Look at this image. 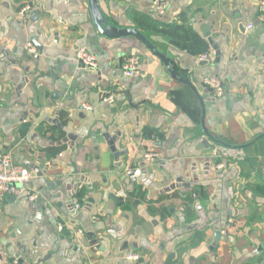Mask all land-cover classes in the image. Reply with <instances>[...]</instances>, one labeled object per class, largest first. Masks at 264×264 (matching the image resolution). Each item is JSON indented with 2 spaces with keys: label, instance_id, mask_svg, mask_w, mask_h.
<instances>
[{
  "label": "crops",
  "instance_id": "0c3cea01",
  "mask_svg": "<svg viewBox=\"0 0 264 264\" xmlns=\"http://www.w3.org/2000/svg\"><path fill=\"white\" fill-rule=\"evenodd\" d=\"M153 1L0 0V153L32 171L40 195L0 199V264H130L131 253L264 264L258 0H168L164 16ZM135 14L187 19L208 59L141 30ZM81 48L96 70L81 66ZM125 56L140 59L138 79L123 77ZM215 77L221 97L205 85Z\"/></svg>",
  "mask_w": 264,
  "mask_h": 264
},
{
  "label": "built area",
  "instance_id": "2783aa9c",
  "mask_svg": "<svg viewBox=\"0 0 264 264\" xmlns=\"http://www.w3.org/2000/svg\"><path fill=\"white\" fill-rule=\"evenodd\" d=\"M152 13L155 16H164L169 8L168 0H154L152 3ZM29 8L23 10L26 12ZM258 20L261 24H264V0H258ZM27 51L30 54H35L36 50L34 46L29 44L27 46ZM203 59H208V55H203ZM77 60L84 69L96 70L98 68L97 57L86 50L81 48L77 54ZM141 61L136 56H125L123 58V63L121 66V73L123 77L127 79H138L141 76ZM205 85L210 88L216 97H221L224 93L223 82L221 78H207L205 80ZM115 96L113 94L105 97L104 101L108 104L114 103ZM90 108L87 106V109ZM159 158L157 152L151 151L144 155V162L147 165L153 164ZM142 169H137L134 171L127 172L131 178H136L141 176ZM33 179L32 171L22 165L16 164L13 159L8 155H3L0 153V199H5L9 197H24L31 202H36L39 200L40 195L36 190L29 187ZM229 226H225L222 230L223 236L228 234ZM64 227L59 226V231H63ZM82 233L81 231H77ZM124 260L130 264H144L141 260V256L136 253L127 254ZM12 264H19L15 261Z\"/></svg>",
  "mask_w": 264,
  "mask_h": 264
},
{
  "label": "trees",
  "instance_id": "16d2710c",
  "mask_svg": "<svg viewBox=\"0 0 264 264\" xmlns=\"http://www.w3.org/2000/svg\"><path fill=\"white\" fill-rule=\"evenodd\" d=\"M130 17L141 30L161 35L166 42L190 55H208L211 51L209 43L193 29L185 18L181 25H174L164 24L145 15L135 14Z\"/></svg>",
  "mask_w": 264,
  "mask_h": 264
},
{
  "label": "water",
  "instance_id": "95a60500",
  "mask_svg": "<svg viewBox=\"0 0 264 264\" xmlns=\"http://www.w3.org/2000/svg\"><path fill=\"white\" fill-rule=\"evenodd\" d=\"M95 1V0H94ZM95 3V2H94ZM115 31V30H114ZM111 33H113V30H111ZM116 33V32H115ZM115 35H118V34H114V36ZM119 36V35H118ZM211 44H213V42L211 41ZM214 50H215V54H213L212 55V58H216V60L217 61H219V57L221 56V53H220V51H219V49H218V47L217 46H214ZM94 244L96 243V242H93Z\"/></svg>",
  "mask_w": 264,
  "mask_h": 264
}]
</instances>
